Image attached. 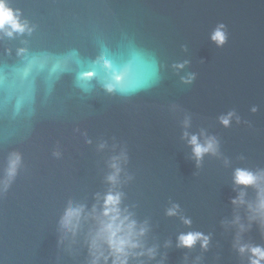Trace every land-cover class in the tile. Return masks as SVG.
Segmentation results:
<instances>
[{
	"label": "water",
	"instance_id": "1",
	"mask_svg": "<svg viewBox=\"0 0 264 264\" xmlns=\"http://www.w3.org/2000/svg\"><path fill=\"white\" fill-rule=\"evenodd\" d=\"M5 4L26 28L0 30V264H92L109 194L136 225L128 264H251L264 250V0ZM193 136L214 144L199 161ZM189 233L207 246H181Z\"/></svg>",
	"mask_w": 264,
	"mask_h": 264
},
{
	"label": "clouds",
	"instance_id": "2",
	"mask_svg": "<svg viewBox=\"0 0 264 264\" xmlns=\"http://www.w3.org/2000/svg\"><path fill=\"white\" fill-rule=\"evenodd\" d=\"M6 26H10L14 31L23 32L26 28L25 24L19 22L18 18L14 16L11 9L5 4V0H0V30H4ZM223 26H221L222 29ZM221 29H218L212 39L218 44L223 45L226 40V36ZM11 35V32L7 33ZM109 91H112L109 88ZM222 123L228 124V120H223ZM190 144L193 147V154L199 161L205 153L212 152L214 150L213 142H208L206 146H201L198 140L193 136L190 140ZM18 160V158H17ZM115 167V165H114ZM15 170V162H13L12 169L9 175H12ZM109 180H114V177H109ZM256 177L252 173H247L238 170L236 173V183L239 185L249 186L254 184ZM119 195L109 194L105 198L104 212L103 216L106 218L104 222L101 223L100 229L97 233L96 238L92 242V250L94 259L92 264H99L100 260L107 264L108 259L111 258L112 264H128V257L131 254V250L139 247L136 242V225L134 222H130L128 217H123L121 219V214L119 210ZM235 203V201H233ZM260 208L264 210V200L261 201ZM174 210L169 212V215H174ZM79 216V210H69L67 213L65 227H67V220L71 217ZM139 235H143V230L140 231ZM203 239L204 247L207 246V238L201 237L199 234L189 233L187 236L180 237V245L183 247H192L197 240ZM97 241H103L107 245L108 255L105 256L101 251L99 255L95 253L99 251ZM241 252L245 249L241 248ZM252 255L255 259L251 260V264H261L264 261V250L259 248L251 249Z\"/></svg>",
	"mask_w": 264,
	"mask_h": 264
}]
</instances>
